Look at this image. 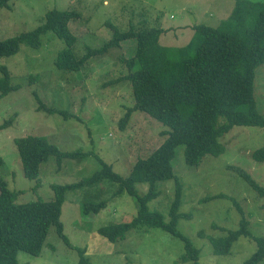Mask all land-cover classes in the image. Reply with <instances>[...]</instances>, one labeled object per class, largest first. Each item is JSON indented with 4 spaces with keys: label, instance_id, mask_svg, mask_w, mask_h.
<instances>
[{
    "label": "rangeland",
    "instance_id": "rangeland-1",
    "mask_svg": "<svg viewBox=\"0 0 264 264\" xmlns=\"http://www.w3.org/2000/svg\"><path fill=\"white\" fill-rule=\"evenodd\" d=\"M235 3L236 0H14L9 8L0 9V37L6 39L34 30L45 21L47 11L57 8L79 13L70 22V29L78 37V55L85 53L86 46L99 47L108 41L113 35L111 24L122 31L130 25L163 28L161 44L179 48L188 44L196 26H219L230 16ZM64 47V41L50 33L43 37L42 48L22 46L18 54L0 59V66L11 72L12 83L20 86L0 99V125L14 117L8 129L0 130V176L10 190L18 193V203L52 200L51 184L75 183L102 167L93 156L65 159L61 166L51 157L41 166L39 179L30 180L25 177L15 144L18 137L45 136L63 151L94 150L124 177L138 159L148 157L167 137L165 125L141 112H135L126 128L121 129L127 107L134 104L131 84L105 85L126 74L122 58L135 54L136 40L122 42L108 54L93 58L79 72L55 67L56 57ZM255 85L258 107L264 113V64L256 70ZM35 92L47 106L66 110L75 117L64 119L59 114L39 111ZM222 142L225 153L206 156L197 168L186 164L184 147L178 148L174 159V172L183 186L180 212L190 215L179 220L178 229L199 249L200 264H244L256 251L253 239L241 237L228 255L213 252L211 237L225 236L240 227L242 214L237 205L253 235L264 237V198L231 169H244L264 187V162L252 156L264 145V130L235 127ZM106 187V182L96 186L104 189L101 199L111 194ZM176 188L175 180L159 183V195L148 203L149 209L160 212L168 221ZM86 189L66 193L61 219L72 244L86 250L92 264H194L181 261L185 243L161 228L140 226L130 230L125 239L108 241L99 234V228L130 221L138 213L137 203L124 192L109 200L98 214L84 216L81 204ZM148 189V184L137 185L140 194ZM221 194L226 197L218 198ZM18 260L19 264H78L80 256L52 228L41 255L21 252Z\"/></svg>",
    "mask_w": 264,
    "mask_h": 264
},
{
    "label": "trees",
    "instance_id": "trees-1",
    "mask_svg": "<svg viewBox=\"0 0 264 264\" xmlns=\"http://www.w3.org/2000/svg\"><path fill=\"white\" fill-rule=\"evenodd\" d=\"M12 1L0 0V9L9 8ZM78 17L79 13L74 10L54 8L47 11L45 21L34 30L6 39L0 37V59L18 54L22 46L42 48L43 37L51 33L65 43L56 57L55 67L64 72H79L93 58L108 54L122 42L136 40L135 54L122 58L126 74L105 85L131 84L134 104L127 107L120 121L121 129L126 128L135 112H141L165 125L167 137L148 157L138 159L126 177L117 173L94 150L63 151L45 136L16 138L24 174L30 180L39 179L41 166L51 157L61 166L65 159L93 156L102 167L78 182L51 184L52 200L39 198L27 203H18V193L10 190L8 182L0 176V264H19L21 252L41 255L52 228L65 244L79 252L78 264H92L86 250L72 244L61 219L66 193L84 188H87L81 204L84 216L98 214L109 200L124 192L137 203L138 213L130 221L99 228V234L108 241L115 243L125 239L130 230L140 226L161 228L185 243L181 261L200 264L199 249L178 229L179 220L190 215L180 212L183 186L174 172V159L178 148L184 147L186 164L197 168L206 156L219 157L225 153L222 139L235 127L264 130V113L258 107L255 85L256 70L264 64V2L236 0L232 13L219 26H196L188 44L179 48L161 44L163 28L130 25L128 30L122 31L111 24L113 35L108 41L99 47L86 46L85 53L78 55L75 50L78 37L70 29V22ZM0 72L1 99L18 91L20 86L12 83L11 72L6 66H0ZM35 98L39 111L59 114L64 119L75 117L66 110L47 106L36 92ZM13 118L1 124L0 130L8 129ZM252 156L264 162V145ZM231 169L264 198V187L250 173L236 166ZM170 180H175L177 188L167 221L160 212L151 211L148 203L158 197V184ZM102 182L107 183L111 194L101 199L104 189L96 186ZM138 184H148V191L140 194ZM36 185L39 187L40 183ZM88 188L91 189L88 191ZM237 208L242 214L240 227L225 236L211 237L213 252L219 256L228 255L239 238L253 239L256 251L244 264H260L264 260V237L253 235L243 210L238 205Z\"/></svg>",
    "mask_w": 264,
    "mask_h": 264
}]
</instances>
